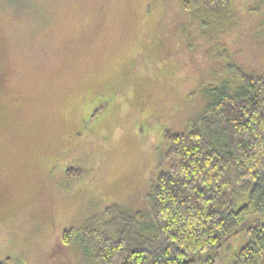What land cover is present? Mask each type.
Here are the masks:
<instances>
[{"label":"rangeland","instance_id":"374dc122","mask_svg":"<svg viewBox=\"0 0 264 264\" xmlns=\"http://www.w3.org/2000/svg\"><path fill=\"white\" fill-rule=\"evenodd\" d=\"M178 2L0 0V262L95 264L59 235L111 205L150 221L164 132L224 68ZM234 6L219 44L264 75V0Z\"/></svg>","mask_w":264,"mask_h":264},{"label":"trees","instance_id":"16d2710c","mask_svg":"<svg viewBox=\"0 0 264 264\" xmlns=\"http://www.w3.org/2000/svg\"><path fill=\"white\" fill-rule=\"evenodd\" d=\"M178 5L213 44L206 53L223 58L224 68L212 70L218 87L196 120L164 132L149 222L111 205L100 219L64 230L60 243L79 244L95 264H264V75L219 44L236 24L234 0Z\"/></svg>","mask_w":264,"mask_h":264}]
</instances>
